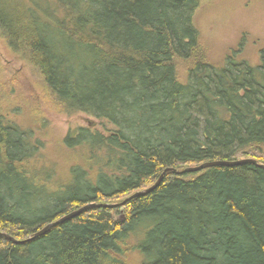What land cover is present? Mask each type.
I'll list each match as a JSON object with an SVG mask.
<instances>
[{
  "label": "trees",
  "instance_id": "16d2710c",
  "mask_svg": "<svg viewBox=\"0 0 264 264\" xmlns=\"http://www.w3.org/2000/svg\"><path fill=\"white\" fill-rule=\"evenodd\" d=\"M201 0H0V32L71 114L111 125L64 139L88 165L37 167L39 142L0 111V264H264V48L199 57ZM186 69V70H185ZM255 160L197 174L169 168Z\"/></svg>",
  "mask_w": 264,
  "mask_h": 264
},
{
  "label": "rangeland",
  "instance_id": "374dc122",
  "mask_svg": "<svg viewBox=\"0 0 264 264\" xmlns=\"http://www.w3.org/2000/svg\"><path fill=\"white\" fill-rule=\"evenodd\" d=\"M200 34L199 57L222 64L243 42L242 56L251 64L261 61L264 48V0H201L196 14ZM186 70V69H185ZM0 111L39 142L37 167L68 176L73 165H88L82 149L69 150L64 139L71 131L112 127L85 114L67 112L46 86L41 74L16 56L0 32ZM123 264H143L141 255L130 250Z\"/></svg>",
  "mask_w": 264,
  "mask_h": 264
},
{
  "label": "water",
  "instance_id": "95a60500",
  "mask_svg": "<svg viewBox=\"0 0 264 264\" xmlns=\"http://www.w3.org/2000/svg\"><path fill=\"white\" fill-rule=\"evenodd\" d=\"M246 163H250V164H257V162L255 160H243V161H237V162H229V161H213V162H207V163H204L202 165H199L197 167H190V168H187L183 171H178L176 169H173V168H169V169H166L162 175L160 176V178L158 179L157 183L152 186L150 189L148 190H145V191H141V192H137L136 194H134L131 198L127 199L126 201H124L123 203L121 204H117V205H107V204H90V205H87L85 206L84 208L76 211V212H73L65 217H63L62 219H60L59 221L55 222V223H52L50 225H48L47 227H45L44 229H42L41 231H39L38 233H36L31 240L33 239H37L43 235H45L47 232H49L52 228L78 216L79 214H81L82 212L84 211H87L89 209H94V208H109V209H116V208H123L128 202H130L131 200L137 198V197H140V196H143V195H146V194H149L151 193L152 191H154L164 180L165 176L169 173H173V174H176V175H186V174H197V173H200L202 171H205L207 169H210V168H214V167H236V166H240V165H243V164H246ZM0 236L1 237H4L6 239H9L11 241H13L14 243H18V241H16L15 239L11 238L10 236L4 234V233H0Z\"/></svg>",
  "mask_w": 264,
  "mask_h": 264
}]
</instances>
